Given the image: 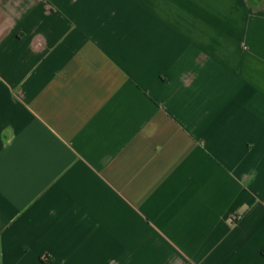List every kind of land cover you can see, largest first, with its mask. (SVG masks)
Instances as JSON below:
<instances>
[{"label":"crops","instance_id":"0c3cea01","mask_svg":"<svg viewBox=\"0 0 264 264\" xmlns=\"http://www.w3.org/2000/svg\"><path fill=\"white\" fill-rule=\"evenodd\" d=\"M264 264V0H0V264Z\"/></svg>","mask_w":264,"mask_h":264},{"label":"trees","instance_id":"16d2710c","mask_svg":"<svg viewBox=\"0 0 264 264\" xmlns=\"http://www.w3.org/2000/svg\"><path fill=\"white\" fill-rule=\"evenodd\" d=\"M51 263V261L49 260V261H42V264H50Z\"/></svg>","mask_w":264,"mask_h":264}]
</instances>
